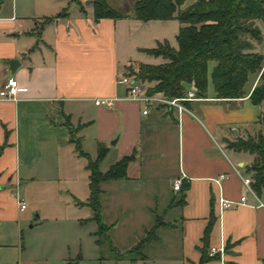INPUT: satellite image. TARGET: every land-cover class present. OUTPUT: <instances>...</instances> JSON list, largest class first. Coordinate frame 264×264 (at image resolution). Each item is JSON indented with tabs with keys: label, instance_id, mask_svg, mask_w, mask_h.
Wrapping results in <instances>:
<instances>
[{
	"label": "crops",
	"instance_id": "crops-1",
	"mask_svg": "<svg viewBox=\"0 0 264 264\" xmlns=\"http://www.w3.org/2000/svg\"><path fill=\"white\" fill-rule=\"evenodd\" d=\"M77 1L82 9L68 0L29 4L10 0L6 8L1 2L0 87L12 78L17 93L14 100L0 101V264H102L98 226L86 206L87 160L70 142L66 120L76 131L81 151L92 160L99 145L106 150L101 172L134 155L125 180L101 184L102 222L111 226L113 246L117 232L135 227L137 241L125 252L147 232L153 230L154 235L140 258L116 264H264V190L255 194V200L242 183L251 156L227 147L228 142L264 134L259 124L264 103L258 106L249 100L258 76L250 85L248 77L242 98L215 99L207 84L205 94L188 103L186 112L178 115L158 106L143 115L142 105L126 99L120 78L129 67L145 65L138 60L152 55L143 51L166 39L142 37L135 45L129 28L170 20L144 23L128 16L94 21L92 1L87 5L86 0ZM128 3L125 11L116 10L130 15ZM10 60L20 64L13 75L7 65ZM96 99H111L113 104L96 106ZM172 156L174 172L164 206H159L160 197L152 190L140 210L132 209L131 203L117 211L112 208L115 201L124 200L116 193L117 183L153 185ZM61 179L71 186L68 191L76 205L92 213L81 225L89 221L94 229L85 244L76 240L74 246L54 248L43 225L37 226L39 221L30 226L29 234L24 231L31 218L25 200L53 201L52 186ZM177 179L182 184L174 191ZM242 196L253 206H218L219 198L238 202ZM50 209L54 214L58 211ZM33 212H40L38 205ZM212 248H223V254L211 255Z\"/></svg>",
	"mask_w": 264,
	"mask_h": 264
},
{
	"label": "trees",
	"instance_id": "trees-1",
	"mask_svg": "<svg viewBox=\"0 0 264 264\" xmlns=\"http://www.w3.org/2000/svg\"><path fill=\"white\" fill-rule=\"evenodd\" d=\"M130 1L132 8L129 15L111 7L109 0H93L94 21L131 16L144 23L176 19L180 25L176 36L177 49L164 41L153 49L143 51L166 61L161 65L138 66L139 72L136 74L139 80L153 84L147 89L148 94L161 93L167 98H178L188 85L194 84L197 95L201 97L207 89L208 64L213 62L211 82L215 99L234 100L244 97L248 77L257 75V83L249 94V100L258 106L264 103V57L255 49V45L262 43L256 22L264 23V0H194L187 7L184 4L188 0ZM72 2L82 9L78 1ZM259 124L264 128V112L260 114ZM64 125L69 131L70 142L75 145L78 154L87 160L89 197L86 206L91 209L92 220L98 226L96 235L102 236L117 260H120L122 254L117 252L108 235L111 226L102 222L101 184L125 180L127 164L134 159V155L123 157L107 171L101 172L99 165L106 154L103 146H98L97 157L92 160L81 151L76 131L68 120ZM227 147L251 156V163L245 166V174L252 179L251 188L255 194L261 195L264 190V134L259 132L254 137L228 142ZM153 235V230L147 232L145 238L126 253L140 252ZM98 243L101 244L99 238Z\"/></svg>",
	"mask_w": 264,
	"mask_h": 264
},
{
	"label": "rangeland",
	"instance_id": "rangeland-1",
	"mask_svg": "<svg viewBox=\"0 0 264 264\" xmlns=\"http://www.w3.org/2000/svg\"><path fill=\"white\" fill-rule=\"evenodd\" d=\"M5 4V7H10V0H2ZM31 1L35 0H17L18 4H29ZM54 1V0H53ZM77 1V0H76ZM86 1H93V0H86ZM194 0H188L184 4L185 7L189 6ZM69 3H74L72 0H68ZM128 2H131L130 0H111V6L115 9H121L122 11H125L127 9ZM85 5V2L83 3ZM130 5V4H129ZM1 6V3H0ZM119 11V10H118ZM155 24H159V28L155 27ZM179 23L176 19H172L165 23H158L154 22L148 24V25H131L129 28V34L131 35V41L135 45L141 44V38L149 37L152 38L154 35L157 37H163V39H166V42L169 44L170 47L177 49V42H176V36L178 34L179 30ZM256 26L259 28L262 36V43L255 45L256 50L258 53H260L264 57V23L261 21L256 22ZM155 37V36H154ZM157 38V39H160ZM156 39V38H155ZM152 45V44H150ZM146 58V57H141ZM148 59L138 60L141 63H146V65H161L164 64L166 61L162 57H147ZM135 59V58H133ZM214 67V63L210 62L208 64V90H212V82H211V73L212 69ZM133 72H139L138 66H131L129 67V70L127 74L133 73ZM255 76L251 75L249 76V85L254 80ZM146 87L151 88L153 86L152 83L145 82ZM169 164L168 167H163L161 172L160 178H155L154 184L150 185L147 184L146 181H142L137 184L133 183H117L116 186L119 187L116 193L120 195V198L124 199L122 201H115L112 204V208L119 210L121 209V205H128L131 203V207L134 210H140V206L148 203L147 193L150 191H155L158 193L160 200L158 202L159 206H164V203L166 199L168 198V191L169 188H171L172 184V177L171 175L174 172L173 166H174V159L173 156L169 158ZM168 159V160H169ZM84 162V161H83ZM85 163V162H84ZM106 169V168H102ZM103 171V170H102ZM65 180H57L53 184V201H46V200H25V203H27V214H31L30 221L24 224V231L26 234H29L30 226L35 223V221H39L37 226L43 225L44 231H46L48 237L52 239V246L54 248H57L59 246L68 244L70 246H74L75 241L81 240L85 244V242L88 240L89 236H91V232L94 229V224L90 225L89 221L85 223L84 226L81 224L86 221V219L90 218L91 212L87 207L77 206L76 203L78 201L74 200L70 194L69 189L71 186L64 182ZM82 191L79 189L78 194H81ZM85 195H87L86 192H84ZM124 195V197H122ZM106 199V198H105ZM120 204V205H119ZM40 209V212L34 213L33 210L35 207ZM103 205L107 206V203H104ZM52 206L57 207V212L54 214V210L50 209ZM40 215V220H35L36 217ZM105 222H108V218H103ZM39 230V229H38ZM41 230V229H40ZM37 229L33 231L31 234H36ZM109 235V233H108ZM138 232L135 231V227H128L125 229L120 230L115 234L117 236L116 238V244L114 246H117L118 249L117 252L122 254L120 256V260H117L116 255L110 250V247L107 243L104 242V239L100 235V237H97L100 239L101 246L99 247V254L102 258V264H116L117 262L121 260L128 261L129 259L135 260L136 258H140V255L144 253V251H134L133 253H126L125 251L129 249L134 241H137L138 238ZM31 236V235H28ZM110 236V235H109ZM113 245V243H112ZM122 249V250H121ZM84 253H87V249L83 250ZM126 254H125V253ZM89 253V252H88ZM121 264H128V263H121Z\"/></svg>",
	"mask_w": 264,
	"mask_h": 264
},
{
	"label": "built area",
	"instance_id": "built-area-1",
	"mask_svg": "<svg viewBox=\"0 0 264 264\" xmlns=\"http://www.w3.org/2000/svg\"><path fill=\"white\" fill-rule=\"evenodd\" d=\"M120 82L125 86L127 94L126 99L136 102L143 107L142 114L147 115L150 108L161 106L165 110L175 111L178 115L182 112H186V105L190 102L200 100L197 95V88L194 84H190L186 87L183 95L178 98H167L161 93L148 94L144 84L137 77L136 72L129 73L121 76ZM17 93V82L14 79H9L3 86L0 87V101L14 100ZM96 106H112L113 101L111 99H96L94 100ZM225 176H220L219 179H223ZM219 179L217 182H219ZM181 179H177L173 182V190L178 191L182 184ZM242 183L244 187L254 196L257 200L254 191L251 188L252 179L250 177L242 176ZM234 205L250 206L253 205L246 202V197L242 196L238 202H232L223 198L218 199V206L220 209L230 208ZM262 206V205H260ZM25 205L20 204V209H24ZM219 252L223 254V248L210 250V254Z\"/></svg>",
	"mask_w": 264,
	"mask_h": 264
},
{
	"label": "water",
	"instance_id": "water-1",
	"mask_svg": "<svg viewBox=\"0 0 264 264\" xmlns=\"http://www.w3.org/2000/svg\"><path fill=\"white\" fill-rule=\"evenodd\" d=\"M91 1H87L85 2V4H89ZM7 65L9 66V72L11 75L14 74V72L16 71V69L19 67V62L17 60H10L7 62Z\"/></svg>",
	"mask_w": 264,
	"mask_h": 264
}]
</instances>
